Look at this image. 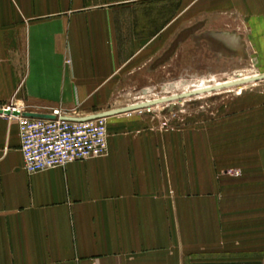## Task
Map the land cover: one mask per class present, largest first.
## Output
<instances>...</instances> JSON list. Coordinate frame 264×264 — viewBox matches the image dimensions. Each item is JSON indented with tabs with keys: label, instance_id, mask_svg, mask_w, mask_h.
I'll use <instances>...</instances> for the list:
<instances>
[{
	"label": "crops",
	"instance_id": "crops-1",
	"mask_svg": "<svg viewBox=\"0 0 264 264\" xmlns=\"http://www.w3.org/2000/svg\"><path fill=\"white\" fill-rule=\"evenodd\" d=\"M198 20L232 55L241 31L264 54V0H0V55L26 56L21 81L0 74V109L108 111ZM122 115L104 157L32 175L17 117L0 115V264H264V189L233 204L193 197L191 181L178 192L173 143Z\"/></svg>",
	"mask_w": 264,
	"mask_h": 264
},
{
	"label": "rangeland",
	"instance_id": "rangeland-1",
	"mask_svg": "<svg viewBox=\"0 0 264 264\" xmlns=\"http://www.w3.org/2000/svg\"><path fill=\"white\" fill-rule=\"evenodd\" d=\"M202 25L200 20L193 22L192 33L183 27L176 45L170 47L172 53L165 55L169 48H162L160 62L138 74V79L144 77L147 85L132 86L130 81L128 86L122 81L121 86L115 87L120 102L107 104V109L171 97L201 84L215 85L264 74V54L256 49L260 40L258 43L241 31L244 50L232 55L214 39L216 31H203ZM25 68L22 47L16 55H0V74L9 78L15 72L19 82ZM149 78L152 84H148ZM3 95L0 93V98ZM174 104V108L166 104L121 118L132 122L128 130L134 134L147 132L155 141L173 143L178 192L184 191V185L191 181L193 197L224 194L226 202L233 204L240 195L264 189V81Z\"/></svg>",
	"mask_w": 264,
	"mask_h": 264
},
{
	"label": "built area",
	"instance_id": "built-area-1",
	"mask_svg": "<svg viewBox=\"0 0 264 264\" xmlns=\"http://www.w3.org/2000/svg\"><path fill=\"white\" fill-rule=\"evenodd\" d=\"M53 115L56 120L17 118L24 170L29 175L107 154L108 119L71 122L59 119L67 117L59 111Z\"/></svg>",
	"mask_w": 264,
	"mask_h": 264
},
{
	"label": "water",
	"instance_id": "water-1",
	"mask_svg": "<svg viewBox=\"0 0 264 264\" xmlns=\"http://www.w3.org/2000/svg\"><path fill=\"white\" fill-rule=\"evenodd\" d=\"M264 81V74H257L256 76L249 77V78H238L234 82H225L221 85L217 86H212L211 88L203 89V90H194L189 93H181V94H176L171 97L167 98H162L161 100H154L151 102H146L142 104H136L132 106H127L124 108H119V109H113L109 111H105L102 113L98 114H93L88 117L84 118H73V117H60L59 119L64 120V121H71V122H86V121H92L96 119H109L114 116L122 115V114H128L144 109H149L156 107L158 105H163V104H170V108H174L176 102L186 100V99H191L193 97H198L206 94H211V93H216L220 92L223 90H228V89H233L236 87H241L244 85L248 84H253L257 82ZM0 115L2 116H13V117H24V118H31V119H46V120H56L57 117L51 114H43V113H34V112H26V111H20L13 106H9V108H3L0 109Z\"/></svg>",
	"mask_w": 264,
	"mask_h": 264
},
{
	"label": "bare ground",
	"instance_id": "bare-ground-1",
	"mask_svg": "<svg viewBox=\"0 0 264 264\" xmlns=\"http://www.w3.org/2000/svg\"><path fill=\"white\" fill-rule=\"evenodd\" d=\"M256 76V75H255ZM249 77H253V76H244L243 77V79H245V78H249ZM235 81V80H234ZM234 81H232V80H229V81H227L228 83L229 82H234ZM223 83H225V82H218V83H215V85H210V84H201V85H199L196 89H193V90H191V91H188V92H184V93H189V92H192V91H194V90H203V89H207V88H211L212 86H217V85H221V84H223ZM174 96V95H173ZM164 98H167V97H164ZM162 98H160V99H155V100H161ZM151 101H154V100H149V101H146V102H151ZM146 102H142V103H146ZM142 103H139V104H142ZM133 105H136V104H133ZM163 105H166V104H163ZM130 106H132V105H130ZM158 106H161V105H158ZM158 106H156V107H158ZM7 108H9V107H7ZM6 109V108H5ZM15 109H17V110H20V108L18 109L17 107L15 108ZM22 111V110H21ZM53 115V114H52ZM18 118V117H17Z\"/></svg>",
	"mask_w": 264,
	"mask_h": 264
}]
</instances>
